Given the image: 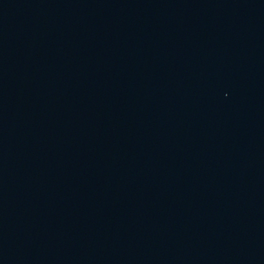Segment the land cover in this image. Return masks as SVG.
Returning <instances> with one entry per match:
<instances>
[{
    "label": "water",
    "instance_id": "95a60500",
    "mask_svg": "<svg viewBox=\"0 0 264 264\" xmlns=\"http://www.w3.org/2000/svg\"><path fill=\"white\" fill-rule=\"evenodd\" d=\"M0 264H264V0H0Z\"/></svg>",
    "mask_w": 264,
    "mask_h": 264
}]
</instances>
